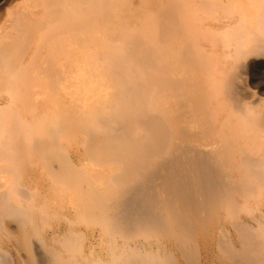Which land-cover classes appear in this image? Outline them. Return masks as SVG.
Masks as SVG:
<instances>
[{
	"label": "bare ground",
	"instance_id": "1",
	"mask_svg": "<svg viewBox=\"0 0 264 264\" xmlns=\"http://www.w3.org/2000/svg\"><path fill=\"white\" fill-rule=\"evenodd\" d=\"M124 1L6 6L0 264H264V0Z\"/></svg>",
	"mask_w": 264,
	"mask_h": 264
},
{
	"label": "rangeland",
	"instance_id": "2",
	"mask_svg": "<svg viewBox=\"0 0 264 264\" xmlns=\"http://www.w3.org/2000/svg\"><path fill=\"white\" fill-rule=\"evenodd\" d=\"M124 9L128 11L129 15H125V12H121L118 17L114 19L113 25H119L120 22H123L122 16H124V21L129 20L131 23L143 26L148 21L154 20L158 15L156 14V1H147L142 5L139 0H125ZM152 170L151 172H153ZM150 172V173H151Z\"/></svg>",
	"mask_w": 264,
	"mask_h": 264
},
{
	"label": "water",
	"instance_id": "3",
	"mask_svg": "<svg viewBox=\"0 0 264 264\" xmlns=\"http://www.w3.org/2000/svg\"><path fill=\"white\" fill-rule=\"evenodd\" d=\"M15 0H0V19L4 16L6 6Z\"/></svg>",
	"mask_w": 264,
	"mask_h": 264
}]
</instances>
